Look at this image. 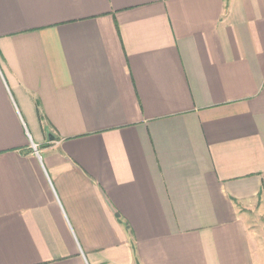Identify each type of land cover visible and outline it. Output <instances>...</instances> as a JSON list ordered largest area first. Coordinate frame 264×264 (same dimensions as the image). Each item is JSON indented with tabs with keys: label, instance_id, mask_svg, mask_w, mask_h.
Segmentation results:
<instances>
[{
	"label": "crops",
	"instance_id": "0c3cea01",
	"mask_svg": "<svg viewBox=\"0 0 264 264\" xmlns=\"http://www.w3.org/2000/svg\"><path fill=\"white\" fill-rule=\"evenodd\" d=\"M0 264H264V0H0Z\"/></svg>",
	"mask_w": 264,
	"mask_h": 264
},
{
	"label": "water",
	"instance_id": "95a60500",
	"mask_svg": "<svg viewBox=\"0 0 264 264\" xmlns=\"http://www.w3.org/2000/svg\"><path fill=\"white\" fill-rule=\"evenodd\" d=\"M50 138H52L51 136H49Z\"/></svg>",
	"mask_w": 264,
	"mask_h": 264
}]
</instances>
